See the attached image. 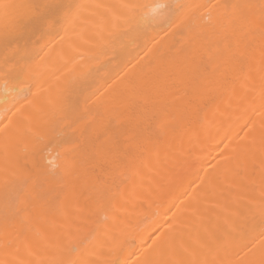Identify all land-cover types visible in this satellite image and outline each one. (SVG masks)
<instances>
[{
  "label": "bare ground",
  "instance_id": "bare-ground-1",
  "mask_svg": "<svg viewBox=\"0 0 264 264\" xmlns=\"http://www.w3.org/2000/svg\"><path fill=\"white\" fill-rule=\"evenodd\" d=\"M0 264H264V0H0Z\"/></svg>",
  "mask_w": 264,
  "mask_h": 264
}]
</instances>
